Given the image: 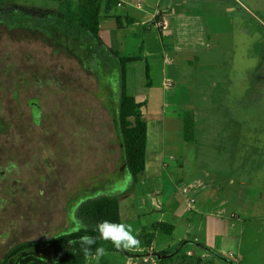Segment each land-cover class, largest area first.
I'll return each mask as SVG.
<instances>
[{
    "label": "rangeland",
    "instance_id": "374dc122",
    "mask_svg": "<svg viewBox=\"0 0 264 264\" xmlns=\"http://www.w3.org/2000/svg\"><path fill=\"white\" fill-rule=\"evenodd\" d=\"M18 1L56 6L52 0ZM159 1L167 13L195 16L206 44L165 49L164 35L150 22L117 29L103 19L94 44L101 59L63 33L50 36L0 21V258L20 241L75 228L78 203L110 193L119 196L123 224L132 219L150 226L158 217L172 223L171 233L153 237L155 246L205 236L222 250L214 263L201 264H264V0ZM77 5L73 0V9ZM118 10L115 5L110 11ZM113 49L142 57L126 64V83L130 94L149 102L139 111L149 121L156 166L143 184L133 181L122 158ZM145 61L158 64L150 86ZM33 102L40 104L39 121ZM184 116L194 119V141L184 138ZM195 179L210 198L230 200L204 207L197 194L201 211H188L193 191L179 188ZM162 204L173 215L156 209ZM145 255L151 259L142 261ZM98 259L89 256L85 264ZM106 259L157 264L159 256L130 250L107 253Z\"/></svg>",
    "mask_w": 264,
    "mask_h": 264
},
{
    "label": "trees",
    "instance_id": "16d2710c",
    "mask_svg": "<svg viewBox=\"0 0 264 264\" xmlns=\"http://www.w3.org/2000/svg\"><path fill=\"white\" fill-rule=\"evenodd\" d=\"M55 8H37L28 2L18 0H0V21L6 24H17L30 29H39L50 36L65 34L81 44L87 45L93 55L101 58V53L95 47V41L100 35V19L103 15L109 16L110 10L117 4V0H78L77 9H73V0H52ZM6 13V14H2ZM117 28L121 29L126 24L133 22L132 18L114 15ZM86 47V48H87ZM114 65L117 68L118 100L117 118L118 130L122 139L123 157L125 168L130 173L134 182L141 178L145 170V152L147 145V120L139 109L146 104V99H140L130 94L126 83V64L141 60L140 55H119L116 49ZM103 59V57L101 58ZM146 85H151L150 66L145 61ZM1 127V123H0ZM195 122L191 116H184L183 135L188 141L195 140ZM76 227L41 239H26L10 246L0 258V264H85L87 257L96 254L98 247H103L106 254L99 256L98 264H111L107 253L120 252L110 240L101 239L96 230V224L101 220L122 223L119 211V196L115 194H99L95 197L82 199L74 213ZM86 225L80 227V222ZM152 235L154 231L171 233L173 225L167 221H157L150 225ZM154 234V233H153ZM91 236L96 238L95 243L88 246L81 244V238ZM148 236L145 237L147 240ZM75 241V243H69ZM147 240L146 243H149ZM184 242L171 248L159 251L158 264H183L191 261L201 264L202 258L197 255L178 253L179 247ZM90 247L91 254L85 255L83 248ZM175 250L174 252H172ZM212 256L220 255L217 251L208 250ZM212 261V260H208ZM213 264V263H209Z\"/></svg>",
    "mask_w": 264,
    "mask_h": 264
},
{
    "label": "crops",
    "instance_id": "0c3cea01",
    "mask_svg": "<svg viewBox=\"0 0 264 264\" xmlns=\"http://www.w3.org/2000/svg\"><path fill=\"white\" fill-rule=\"evenodd\" d=\"M119 2H121V5H116L120 8H122V10H118V12L113 13L110 11L109 16L107 15H103L100 19V32H102L104 25L102 24L103 19H107L109 20V26L112 28H117L116 23H115V18L113 16L114 15H120L122 17H126V18H132L133 22L131 24H126L123 28L121 29H125L129 26H133V27H140V26H145V23L148 21H151L150 19V14L152 13V11L154 10V7H159L158 3L160 2L159 0H145V4H144V8L143 9H138L134 6V0H118ZM160 8V7H159ZM163 12V16L164 18L170 17V19L168 18V27L166 30L162 31L161 36L164 35L165 38V42L163 39V46L165 49H172L174 48L175 50L178 51V49L181 48V46H177V44H206V38H205V31L204 28L200 29V30H196V28L194 27V18L195 16L192 15H180L179 12H177V10L173 9L170 10V12H166L164 11L162 8H160ZM167 19V18H166ZM172 19V22H171ZM150 25H153L152 23H150ZM153 28V27H152ZM150 27V29H152ZM119 29V28H117ZM158 31V34L160 35V31ZM145 32V31H144ZM146 33V32H145ZM112 36V35H111ZM125 36V40H123L124 42L128 43L129 41H131V38L129 37L128 34L124 35ZM113 37V36H112ZM142 41L141 44L146 43L144 36H142ZM121 44L122 42H117V44ZM147 44V43H146ZM178 48V49H176ZM165 51V50H164ZM198 57H194V59H188L189 62H194V60H196ZM150 66V77L151 80L153 79V76H155V69H157V62L153 61L151 63H149ZM148 101L146 100V104L145 106L148 105ZM239 110V109H238ZM148 123L149 121H147V135H148ZM156 166V152L154 151V142H150L149 143V135L147 137V145H146V152H145V170L141 176V181L140 184H143L144 181L146 180L144 178V174L148 172L149 169L154 168ZM195 183L199 184L198 189L195 192V196L197 194H199V200H203L202 204L205 207L207 205V203L209 202V205L211 204L212 201L218 200L219 197L213 196L212 198H210L208 192L204 189V186L202 187V180L201 179H195L194 180ZM221 205L226 204L230 198H223V199H219ZM147 200L145 197H143V202L145 203ZM162 206V208H161ZM158 209V207H156V209L161 210V211H165L168 213V206L167 205H161ZM161 208V209H160ZM194 210L193 211H201L200 208L197 207L196 205V201L194 203ZM143 213H147L148 208L144 207L143 208ZM224 209H221L220 211H222ZM173 211V209H172ZM168 215H173L172 213H168ZM232 216L235 217V214H232ZM121 217V216H120ZM157 221H165L163 220L161 217H158L155 221L151 222V224L157 222ZM124 224H129L132 225L134 231L133 234L137 235V238L140 241V244L138 247L132 248V249H123V252L126 251H141V250H148L149 252H153L155 255H158L159 251L164 249V248H171L172 246L169 245H162V246H155L152 242L153 237L156 235V233H159L157 231H154L152 233V235H148L149 233L152 232V229L150 228V226H148L145 223H141L140 225L138 223H133L132 219H128L125 221ZM150 224V225H151ZM172 224V223H171ZM151 229V230H149ZM147 240H150L149 243H146V239L145 237H147ZM195 238L198 239L197 241H195ZM191 244L189 243H184L181 247H179V249L177 250L178 253H186L187 250H191L192 251V255H197L198 257L205 259V260H212V262L214 263V259L211 252L208 250H213L212 248H214L217 252L221 253L222 249H217L218 247H213L211 245L207 244V239L204 238H198L195 237ZM180 241H178L179 243ZM189 245H193V248H190ZM173 248V247H172ZM183 249V250H182ZM214 250V251H215ZM124 254V253H122ZM187 254V253H186ZM216 257V256H214ZM217 258V257H216Z\"/></svg>",
    "mask_w": 264,
    "mask_h": 264
},
{
    "label": "clouds",
    "instance_id": "9594fccd",
    "mask_svg": "<svg viewBox=\"0 0 264 264\" xmlns=\"http://www.w3.org/2000/svg\"><path fill=\"white\" fill-rule=\"evenodd\" d=\"M80 227L86 229V225H84L82 221L80 222ZM96 230L99 232L101 239L110 240L117 249H132L138 247L140 244L137 235L133 234L134 229L132 225L129 224L116 223L105 219L97 222ZM95 239L96 238L91 236H84L81 238L80 242L82 245L90 246L95 243ZM69 243H75V241H69ZM83 251L86 256L91 254L90 247H84ZM96 254L98 256L105 255V249L103 247H98L96 249Z\"/></svg>",
    "mask_w": 264,
    "mask_h": 264
},
{
    "label": "built area",
    "instance_id": "2783aa9c",
    "mask_svg": "<svg viewBox=\"0 0 264 264\" xmlns=\"http://www.w3.org/2000/svg\"><path fill=\"white\" fill-rule=\"evenodd\" d=\"M117 4L118 5H121V2H119L117 0ZM116 4V5H117ZM134 6L138 9H143L144 8V4L141 2V0H137L134 4ZM150 20L151 21H148L150 23L153 24V26L156 28V30H159L160 32L164 31L167 29L168 27V21L166 18H164L163 16V12L162 10L159 8V7H154V10L152 11V13L150 14ZM170 82V80H167V83ZM203 182V181H202ZM204 185L202 184V187ZM199 187V184L198 183H195L192 182L190 183L189 185H185V186H182L179 188V190L186 194V193H189L191 190L193 191L192 195L189 197L188 201H187V210L190 211V210H194V203H195V192L196 190L198 189ZM158 208L160 207L159 205H156ZM198 239L195 238V241H197ZM182 246V245H181ZM183 250V249H182ZM150 255H155L153 252H149ZM187 254L191 255L192 254V251L191 250H187L186 251ZM151 258L149 256H142V261H148L150 260ZM158 264V262H157Z\"/></svg>",
    "mask_w": 264,
    "mask_h": 264
},
{
    "label": "water",
    "instance_id": "95a60500",
    "mask_svg": "<svg viewBox=\"0 0 264 264\" xmlns=\"http://www.w3.org/2000/svg\"><path fill=\"white\" fill-rule=\"evenodd\" d=\"M33 107H34V114L36 115V121H39V111H40V104H36L35 102H33ZM123 158V156H122ZM123 170H124V166L120 169V176H123Z\"/></svg>",
    "mask_w": 264,
    "mask_h": 264
}]
</instances>
